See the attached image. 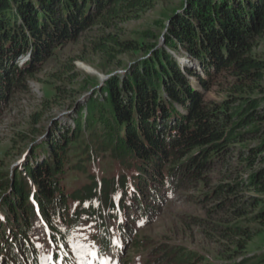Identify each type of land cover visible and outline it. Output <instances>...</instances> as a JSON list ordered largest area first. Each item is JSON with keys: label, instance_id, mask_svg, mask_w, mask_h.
<instances>
[{"label": "trees", "instance_id": "trees-1", "mask_svg": "<svg viewBox=\"0 0 264 264\" xmlns=\"http://www.w3.org/2000/svg\"><path fill=\"white\" fill-rule=\"evenodd\" d=\"M153 2L0 0V113L13 93L28 92L26 78L56 49L74 42L83 30L116 28L135 19ZM263 36L264 0H191L186 13L171 22L162 49L103 31L93 49L107 61L129 51L150 55L95 89L71 118L72 125L55 127L32 146L33 155L15 173L0 177V264H48L39 250L48 237L63 253V262L73 264L67 243L83 221L93 223L92 241L99 242L101 254L110 248V234L130 240L127 220L151 217L153 203L163 200L160 192L191 187L215 165L228 171L230 150L243 140L239 130L249 126L247 133L259 134L264 124V97L238 102L243 94H264V60L252 54L254 40ZM172 52L186 62L179 63ZM28 54L30 59L19 66L18 57ZM211 81L225 93L220 102L206 100ZM56 88L59 98L67 97ZM260 136L258 145L238 148L235 158L245 170L264 167V130ZM103 161L98 176L94 169ZM115 168L117 174L107 176ZM70 171L86 181L68 187ZM246 183L224 184L216 193L235 194L240 188L217 206L230 203L236 219L253 224L251 234L237 223L225 227L226 233L240 236L239 247L264 231V168L248 181L256 196L243 197ZM134 206L136 215L130 211ZM131 242L134 249L144 245L143 240ZM195 258L190 251L173 250L161 263L193 264Z\"/></svg>", "mask_w": 264, "mask_h": 264}, {"label": "rangeland", "instance_id": "rangeland-1", "mask_svg": "<svg viewBox=\"0 0 264 264\" xmlns=\"http://www.w3.org/2000/svg\"><path fill=\"white\" fill-rule=\"evenodd\" d=\"M191 0H154L152 5L140 12L135 19L125 20L117 24L116 28H97L81 31L72 43H66L55 50L54 55L39 62L36 73L26 78L27 93H13L8 103L0 113V177H10L20 165L31 157L32 146L46 139L55 127L72 125V117L81 105L93 95L110 78L120 76L127 70L133 69L146 60L150 54L144 51H129L117 53L111 61L95 52L93 42L103 31L116 33L122 40L137 42L142 45L156 44V49L167 48L166 40L169 37L171 22L175 17L182 16L189 9ZM143 36L140 38L139 36ZM146 37V38H145ZM252 54L264 60V36L254 40ZM179 63L185 57L172 52ZM31 57V55L29 54ZM24 57L17 59L21 66ZM26 59V58H25ZM23 61V62H22ZM184 62V61H183ZM186 62V60H185ZM71 66L74 67L73 70ZM190 66L201 73L195 62ZM85 68L92 70L86 71ZM129 68V69H128ZM72 76L75 78L71 80ZM209 85L206 100L222 101L225 93L216 82ZM264 90V80L261 81ZM56 87L67 92V97L59 98ZM101 89V88H100ZM56 95V96H55ZM245 97L258 99L264 94L258 92L239 96L238 102ZM58 98V99H57ZM73 106H72V105ZM264 130L262 125L261 132ZM243 140L231 149L232 162L228 171L222 166L205 173L202 181L194 182L191 187H181L172 194L160 192L163 200L153 203L156 209L151 217L138 219L133 222L128 219L127 227L130 240L123 242L120 236L111 235L115 247L98 255V243L92 242L96 229L91 222H81L74 237L67 243L70 262L74 264H163L166 254L171 251H190L195 255L193 264H264V231L252 236L249 242H242L237 246L239 235L226 233L225 227L233 224L246 226L250 231L253 224L244 219H236L231 212L230 203L218 208V204L226 198L231 199L240 192L236 188L234 193H223L216 196L218 188L224 184H235V181L247 182L243 197H254L257 194L250 190L248 183L252 174L262 170L261 165L245 170L244 165L237 164L235 156L239 149H247L258 145L262 138L260 133L249 134L251 127L240 129ZM37 135H36V134ZM36 137H35V135ZM34 136V138H33ZM34 140H33V139ZM31 140L34 142L30 143ZM239 148V149H238ZM36 154V155H35ZM34 155L37 157V153ZM230 157L228 156L227 159ZM103 161L94 169L100 176L104 169ZM117 168L109 170L107 176L116 175ZM70 179L68 187L81 184L86 179L77 172H68ZM207 195V196H206ZM212 195V196H211ZM209 196V197H208ZM211 196V197H210ZM241 196V195H240ZM264 198V195H263ZM136 206L131 212L136 213ZM136 215V214H134ZM39 236L43 237L45 227L37 225ZM126 240V239H125ZM143 240L141 247L134 249L131 241ZM42 256H49V263L53 264V249L50 240L45 239L39 247ZM55 252V251H54ZM59 264H63L59 257Z\"/></svg>", "mask_w": 264, "mask_h": 264}, {"label": "bare ground", "instance_id": "bare-ground-1", "mask_svg": "<svg viewBox=\"0 0 264 264\" xmlns=\"http://www.w3.org/2000/svg\"><path fill=\"white\" fill-rule=\"evenodd\" d=\"M182 62L181 63H184L185 62V60H184V58H182V59H180ZM184 61V62H183ZM84 69L86 70V71H88V72H92V70H89L88 68H85L84 67Z\"/></svg>", "mask_w": 264, "mask_h": 264}]
</instances>
